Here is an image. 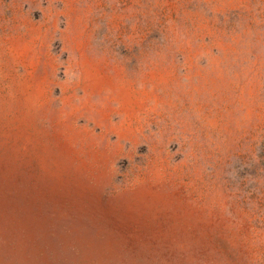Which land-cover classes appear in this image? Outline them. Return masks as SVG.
I'll use <instances>...</instances> for the list:
<instances>
[{"label": "rangeland", "instance_id": "1", "mask_svg": "<svg viewBox=\"0 0 264 264\" xmlns=\"http://www.w3.org/2000/svg\"><path fill=\"white\" fill-rule=\"evenodd\" d=\"M0 264H264V0H0Z\"/></svg>", "mask_w": 264, "mask_h": 264}]
</instances>
